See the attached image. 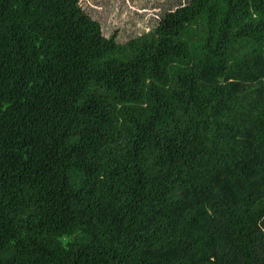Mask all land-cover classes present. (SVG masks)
Returning <instances> with one entry per match:
<instances>
[{
    "label": "trees",
    "instance_id": "obj_1",
    "mask_svg": "<svg viewBox=\"0 0 264 264\" xmlns=\"http://www.w3.org/2000/svg\"><path fill=\"white\" fill-rule=\"evenodd\" d=\"M157 19L0 0V264H264V0Z\"/></svg>",
    "mask_w": 264,
    "mask_h": 264
},
{
    "label": "rangeland",
    "instance_id": "obj_2",
    "mask_svg": "<svg viewBox=\"0 0 264 264\" xmlns=\"http://www.w3.org/2000/svg\"><path fill=\"white\" fill-rule=\"evenodd\" d=\"M80 5L101 24L105 37L117 33L120 42L128 39L127 30L149 31L166 10H174L184 0H79Z\"/></svg>",
    "mask_w": 264,
    "mask_h": 264
}]
</instances>
